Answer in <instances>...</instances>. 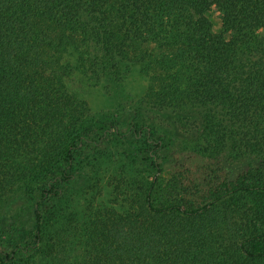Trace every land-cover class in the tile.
Segmentation results:
<instances>
[{
    "label": "trees",
    "instance_id": "obj_1",
    "mask_svg": "<svg viewBox=\"0 0 264 264\" xmlns=\"http://www.w3.org/2000/svg\"><path fill=\"white\" fill-rule=\"evenodd\" d=\"M0 264H264V0H0Z\"/></svg>",
    "mask_w": 264,
    "mask_h": 264
},
{
    "label": "rangeland",
    "instance_id": "obj_2",
    "mask_svg": "<svg viewBox=\"0 0 264 264\" xmlns=\"http://www.w3.org/2000/svg\"><path fill=\"white\" fill-rule=\"evenodd\" d=\"M212 20H213V26L215 31H220L222 30V19L220 14L215 11L213 12L212 15ZM86 80V79H85ZM86 81H81L77 79L74 82V87L78 91V95L80 98L87 100L89 105L91 106L92 109L97 110L99 112H104L111 114H115L118 112H122V104L124 103V100L120 97L118 93H115L112 91V89L109 88V86H106L104 84H92L90 82ZM148 86V81L146 78L139 72L135 71L133 75L128 79L124 86V92L125 94L122 95H127L128 93L131 94V97L133 98H138L142 95V93L145 91V89ZM151 117V116H149ZM149 117H146L145 120ZM151 125L154 128L161 129V130H166L169 132L168 125L164 118H155V121L151 123ZM124 146H127V143H122ZM125 149L124 147H122ZM174 152L172 155L174 156V159L168 163L167 166L173 165L176 161V157L182 158L183 154H189L193 148H191V143L190 142H185V143H176L173 145ZM176 158V159H175ZM186 159V157H184ZM183 159V160H184ZM100 178L104 182H115L119 178L118 177H123L126 178L128 177V174L123 173L121 170L117 168L116 165L113 164H104L100 174ZM91 194L84 195V197L80 198V200L84 203L85 197L90 196ZM105 197V199H103ZM103 197H100L99 199H103V203L106 204V200L108 199L107 195H104ZM97 201L96 204L97 205ZM28 205V203H27ZM30 209V207H29ZM84 213V218L86 220H89V212L86 209H83Z\"/></svg>",
    "mask_w": 264,
    "mask_h": 264
}]
</instances>
